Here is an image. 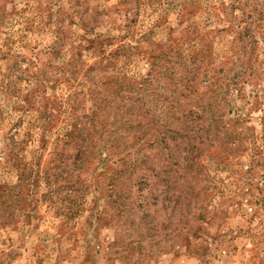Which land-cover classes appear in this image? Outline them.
<instances>
[{"label":"rangeland","instance_id":"1","mask_svg":"<svg viewBox=\"0 0 264 264\" xmlns=\"http://www.w3.org/2000/svg\"><path fill=\"white\" fill-rule=\"evenodd\" d=\"M249 4L0 0V264H264V0ZM121 82L149 104L146 159L111 192L118 157L138 159L108 126L130 113ZM96 108L119 151L100 141L92 173L65 134Z\"/></svg>","mask_w":264,"mask_h":264},{"label":"trees","instance_id":"2","mask_svg":"<svg viewBox=\"0 0 264 264\" xmlns=\"http://www.w3.org/2000/svg\"><path fill=\"white\" fill-rule=\"evenodd\" d=\"M245 1V7L248 8L250 7L249 1L250 0H244ZM245 8V9H246ZM174 48L175 47H171ZM172 65L174 64L173 62H171ZM183 67V64H178V65H174V69H180ZM172 68V67H171ZM168 71V70H167ZM157 85L156 86H162L164 85L163 82L160 80V78H156L154 80ZM164 81H166V78L164 79ZM174 85H172L173 87H175L176 85H181V77L179 78L178 81H174L173 82ZM131 84H127L124 82H121L120 86H119V90L118 93L121 95L122 100H124V103H126L128 105V107L130 108L128 110L129 115L127 117H124L122 114L124 112V110H122L119 106V104H117V107L115 108V113H118V115L114 114L112 116L111 119L108 118V126H111L112 128L114 127V124H120V128L122 130H124V134H121V140H125L126 143L124 144L123 147L126 148H130V152L132 153L133 150H131V143H136L138 150H134L135 152L132 154H135V156H137L138 159L135 160V163H130L128 164L127 159L122 158V156H117L118 159L116 161L115 164H117V169L115 170V172H113L112 175H109L108 178L110 179V182L108 183V186L110 187L109 190L111 192H114V190H116V186L114 183L116 178L120 177L121 175H124V172H128L129 174L134 172L133 168L136 167L137 164L139 163H144V160L146 159V156H144V154H142V150H140V147L142 145H140L143 141V132H142V128H141V123L138 122V118H139V112L140 110L138 109H142V108H147V111L149 110V104L146 105L148 102H146L144 96H143V100L142 101L140 95L138 94H134L135 92L132 90L131 91ZM160 94H162V89L160 90ZM136 95V96H135ZM99 110V109H98ZM92 116L88 115V114H84V115H78L75 116L73 118V123L70 125L71 129L70 131H68L65 134V137L67 139L73 138L74 136H76L77 142L79 143L78 148H77V156L79 157V159L83 162L87 164H89L86 168L87 171H93L92 173H94L95 171V165L93 167V164H90L93 162V160L91 159V154L93 153H97L100 152L98 150V143L101 141L103 142L102 147L103 149L107 148H116L115 151L111 153V156H116V154H118L117 148L118 145H113L109 142L108 138L106 139V137H104V131L107 129L105 124H101L99 122L100 120V116L97 113V108L95 111H92ZM126 112V111H125ZM127 113V112H126ZM136 114V115H135ZM135 116V117H134ZM83 119V121H82ZM153 122H155V125L161 129V133L160 135H167L168 133L173 132L174 130L170 128V126L168 125V123L166 121H160L158 118L154 119ZM138 124V130L131 134L130 130L132 128V125L134 124ZM182 123V121H181ZM181 127H183L181 130H175L177 133L182 132H187L186 129H188L187 126H184L183 124H181ZM126 128V130H125ZM120 134V133H117ZM160 143L163 142V140L161 138H159ZM108 150V149H107ZM122 154L119 153V155ZM124 155V154H123ZM126 158V157H125ZM94 163V162H93ZM142 183H144L142 181ZM68 184H71V182H68ZM139 191H141L139 189ZM119 197H117V201H118ZM142 205V202H139Z\"/></svg>","mask_w":264,"mask_h":264}]
</instances>
